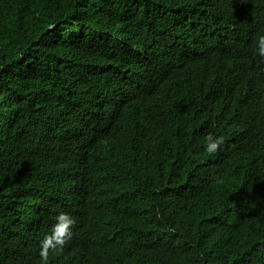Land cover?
Returning a JSON list of instances; mask_svg holds the SVG:
<instances>
[{"label":"trees","instance_id":"1","mask_svg":"<svg viewBox=\"0 0 264 264\" xmlns=\"http://www.w3.org/2000/svg\"><path fill=\"white\" fill-rule=\"evenodd\" d=\"M225 1L0 0V264H41L18 239L27 199L63 205L96 237L123 225L101 258L74 246L49 264H264V111L224 75L241 57ZM150 65L159 85L181 75L201 97L154 98L142 114L128 79L145 67L150 79ZM208 133L223 141L212 154ZM65 145L70 162L112 174L141 205H110L92 172L71 193L47 183L74 166L47 152Z\"/></svg>","mask_w":264,"mask_h":264},{"label":"clouds","instance_id":"2","mask_svg":"<svg viewBox=\"0 0 264 264\" xmlns=\"http://www.w3.org/2000/svg\"><path fill=\"white\" fill-rule=\"evenodd\" d=\"M221 7L238 20L236 30L232 34V42L241 43L238 48L241 57L229 60L224 69V75L228 83L240 86V94L246 104L251 103L256 108L264 111V0H226L221 4ZM207 64L208 59L205 58L204 66ZM150 74L149 79L148 70L145 67L128 79L135 88L133 96L144 98L138 104V109L142 114H146L151 108L150 101L154 98L164 103H170L177 98L178 94L187 99L188 91L196 101L201 97L200 95L195 96L197 91L195 85L187 82L181 75H179L177 84L159 85L155 66L150 65ZM215 75L218 74L216 73L213 76ZM221 95L215 96L219 103ZM208 102L209 99L205 101V103ZM240 112L243 116L245 104L240 107ZM249 122H251V119H249ZM247 132L250 131L246 130L245 133ZM235 135V132L231 134L232 137ZM70 137L68 134H61L62 139ZM205 140V150L209 154L217 152L223 142L222 139L215 137L212 133H208ZM43 148L45 151L48 149V147ZM73 148L71 145H65L62 148L52 146L49 147L47 152L61 153L68 160V155ZM68 162V166H74L68 168L69 175L67 177L58 171H52L46 177V182L59 185L63 189L67 188L68 192L71 193L79 184L84 185V181L92 172L105 195H109L106 199L110 205L120 206L123 209V202L120 197L130 201L128 210L141 205L142 199L140 200L134 194L119 192L114 176L96 166L91 167L92 162L85 168H81L69 160ZM152 205L156 208V211H160V206ZM62 206L51 208L42 202L27 199V206L14 213L15 221L20 222L23 227L22 234L18 233V239L24 245H34V253H38L41 264H49L50 257L61 254L63 249L71 254L70 249L74 246L87 247L89 250L96 252V257L101 258L103 249L120 238L123 225H102L107 230V234L104 236L100 234L96 237L83 230V219L81 220L74 212L72 216L62 210ZM96 206L97 202L80 208H72L76 213H79V211L93 213ZM162 216L164 215L162 214ZM26 217H32L33 221L26 219ZM142 217L143 212L140 213L139 217H135V223L139 224ZM135 223L127 222V225L136 226ZM159 237L163 241L169 242L174 236H172V233H165ZM74 261L77 262L76 259Z\"/></svg>","mask_w":264,"mask_h":264}]
</instances>
